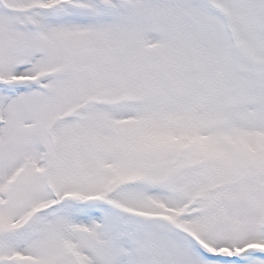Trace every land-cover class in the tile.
<instances>
[{"label":"snow or ice","instance_id":"1","mask_svg":"<svg viewBox=\"0 0 264 264\" xmlns=\"http://www.w3.org/2000/svg\"><path fill=\"white\" fill-rule=\"evenodd\" d=\"M0 264H264V0H0Z\"/></svg>","mask_w":264,"mask_h":264}]
</instances>
